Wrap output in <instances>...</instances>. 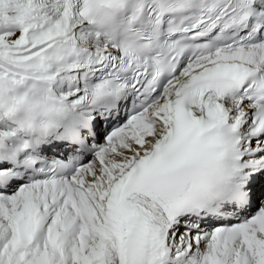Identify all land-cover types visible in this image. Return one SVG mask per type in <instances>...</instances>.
<instances>
[{
    "label": "snow or ice",
    "instance_id": "1",
    "mask_svg": "<svg viewBox=\"0 0 264 264\" xmlns=\"http://www.w3.org/2000/svg\"><path fill=\"white\" fill-rule=\"evenodd\" d=\"M0 264H264V0H0Z\"/></svg>",
    "mask_w": 264,
    "mask_h": 264
}]
</instances>
